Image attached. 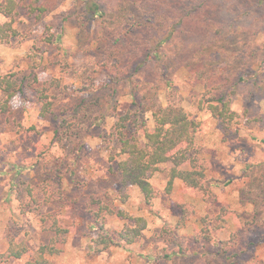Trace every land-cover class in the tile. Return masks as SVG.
Listing matches in <instances>:
<instances>
[{"label":"rangeland","instance_id":"1","mask_svg":"<svg viewBox=\"0 0 264 264\" xmlns=\"http://www.w3.org/2000/svg\"><path fill=\"white\" fill-rule=\"evenodd\" d=\"M232 1L235 6L257 0ZM79 9L75 0H60L53 12L36 20L19 8L13 23L18 34L0 43V76L37 72L41 81L34 88L42 87L56 113L71 123L69 136L58 139L56 121L40 117L38 93L32 88L13 97L10 115L0 114V264H25L32 259L38 246L51 239L54 218L67 233L56 238L59 251L46 255L49 264H200L207 250L217 252L214 264H264V98L232 96L230 105L238 117L224 135L220 122L198 108L204 88L197 75L181 67L169 70L158 87L155 83L145 87V105L139 111L132 109L127 81L116 87L115 109H108V63L99 45L80 38ZM228 10L225 18L234 22L245 18L239 8ZM61 17H67L62 31ZM4 21L0 15V22ZM258 23L254 20L253 27ZM233 30L249 48L248 69L264 72L260 59L264 27L256 35L240 24ZM60 31L56 41L52 34ZM229 51L231 66L242 68L245 62L237 59L235 49ZM148 73L153 71L149 68ZM93 94L101 96V106H90L87 116L94 124L90 126L82 113L77 118L69 113ZM170 103L182 106L200 122L195 141L207 191L175 179L167 193L171 164L164 163L149 179L155 195L145 205L137 187H127L124 194L119 190L114 170L120 156L111 150L114 123L120 115L136 110L152 129L153 110ZM256 115L262 119H254ZM136 134L142 138L140 128ZM93 197L130 218L144 217L141 236L132 244L122 242L120 247L95 252L91 247L97 236ZM104 223L111 233L134 224L115 213L106 214ZM11 242L26 248L20 258L9 254ZM223 248L229 253L223 254ZM237 249L244 252L228 257Z\"/></svg>","mask_w":264,"mask_h":264},{"label":"trees","instance_id":"2","mask_svg":"<svg viewBox=\"0 0 264 264\" xmlns=\"http://www.w3.org/2000/svg\"><path fill=\"white\" fill-rule=\"evenodd\" d=\"M59 2L60 0H0V15L6 18V21L0 22V43L18 34L13 23L19 8L25 9L36 20H41L53 12ZM75 5L81 6V10L77 12L80 38L99 45L107 60L105 64L108 63L105 70L109 82L108 109H115L116 87L127 81L132 109L139 111L145 105V87L152 83L158 87L169 70L181 67L197 75L204 88L198 108L208 111L220 122L224 135L229 134L238 117L230 105L232 96L240 93L247 100L264 98V72L248 69L251 60L249 48L238 41L240 37L233 30L240 24L247 33L256 35L261 31L264 27V0H257L252 4L237 2L235 6L232 0H75ZM230 7L239 8L240 15L245 18L239 22L225 18ZM66 19L67 17H61L58 20L61 31ZM254 20L259 21L255 28ZM46 29L50 30V26ZM61 31L57 36L52 34L56 41L61 38ZM48 40L52 41L50 38ZM233 49L237 59L245 62L242 68L238 64L231 66L233 62L229 50ZM262 49L264 50V40ZM260 59L264 61V52ZM225 63V70L220 71ZM149 68L153 71L152 75L148 73ZM40 81L37 72L22 75L11 72L0 76V114L10 115L13 97L23 94L26 88H32L38 93L40 117L56 121L54 135L58 139L63 135L68 137L71 123L63 114L56 113L42 87L34 88ZM100 93L102 95L103 90ZM99 97L101 96L93 94L90 99L84 98L70 111V116L77 118L82 113L87 117L89 125H94L87 115L91 105L101 106ZM136 110L120 115L114 123V145L111 150L116 156H120L115 161L114 170L119 175L120 192L124 194L127 187L135 186L140 190L144 204L150 205L155 191L149 179L164 163L171 164L165 186L167 193L172 190L175 179L189 188L206 192L208 179L200 163V150L195 141L200 122L191 117L182 106L170 103L153 110V127L149 129L139 119ZM94 119L99 120V117ZM254 119L262 118L256 115ZM139 128L143 133L142 138L136 134ZM91 202L97 206L93 213L97 236L91 245L95 252L113 246L120 247L122 242L132 244L146 228V220L142 216L130 218L127 212L114 210L95 197L91 198ZM112 213L122 219H131L134 224L125 225L116 232H108L104 216ZM50 229L53 233L51 239L40 244L34 257L25 264H49L46 255L59 251L55 247L56 238L67 233V229L59 227L56 218L52 220ZM232 236L234 238L236 234ZM16 245L18 244L10 243L9 254L20 258L26 248ZM229 251L223 248V254ZM242 252L244 251L237 249V252H232L228 257L237 258ZM216 253L204 251V258L199 263L214 264L213 260L216 258L212 257Z\"/></svg>","mask_w":264,"mask_h":264}]
</instances>
